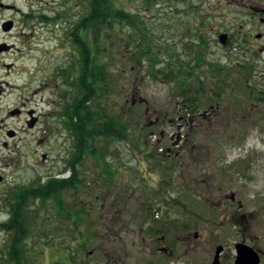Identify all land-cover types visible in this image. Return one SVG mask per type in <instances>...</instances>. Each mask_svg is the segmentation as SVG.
I'll list each match as a JSON object with an SVG mask.
<instances>
[{
    "label": "rangeland",
    "instance_id": "obj_1",
    "mask_svg": "<svg viewBox=\"0 0 264 264\" xmlns=\"http://www.w3.org/2000/svg\"><path fill=\"white\" fill-rule=\"evenodd\" d=\"M6 1L25 13L31 10L35 14L60 6V14L71 20L62 19L52 26L39 25L31 17L24 30L29 39L24 48L29 47L18 63L19 73L11 81L25 88L28 95L41 87L34 100L43 98L38 107L46 113L48 126L41 122L40 137L45 135L44 130L48 133L44 143H30L32 150L28 152L23 149V170L14 174L13 180L19 186L67 170L66 158L73 141L53 114L63 103L57 102L60 92L56 85L61 79L53 80L52 73L75 60L67 32L79 21L87 0H68L65 6L61 3L64 0ZM115 3L141 19L146 36L159 47L156 68L170 62L172 67H178V60L192 61L194 52L188 47L194 46L193 42L203 44L201 39L205 41L201 52L206 61L222 65L232 61L237 65L226 74L230 86L220 96L211 92L217 84L214 72L207 65H194L193 84L202 82L204 92L200 91V109L189 113L175 78L151 74L148 58L140 63L130 58L135 49V42L127 43L133 34L131 29L117 27L106 32L101 27L99 44L105 49L102 59L111 74L102 102L106 111L127 120L128 138L107 147L111 151L106 161L115 170L111 180L97 176L88 156L81 167L84 185L76 198L88 209L84 218L92 221L91 246L79 254L76 249L81 237L74 231L72 221L37 210L34 216L39 229L34 233L33 245L38 251L48 245L42 250V260L35 259L36 264H67L73 253L85 264H212L218 245L224 246L221 264H233L236 242L253 246L264 264V39H255V32H251L255 25L248 22L245 12L251 7L264 8V0ZM200 10L216 12L194 17L193 11ZM209 25L215 30L210 31ZM258 30L264 31V26ZM223 31L231 35L232 48L226 49L217 41V34ZM196 50H200L199 46ZM243 64L253 68L243 69ZM170 70L171 67L166 69ZM246 76L250 78L247 83L257 89L252 100L250 86L241 85ZM13 98L16 96L10 95L6 101L12 103ZM181 116L187 120H180ZM177 136L181 138L174 145ZM42 153L49 154V161L41 160ZM232 193L241 201V208L231 204L228 196ZM67 199L73 200L74 195L69 194ZM32 201L31 209L39 204V199ZM243 215L247 217L242 220ZM6 218L2 213L0 221ZM154 219L184 226V243L178 246L175 257L163 255L157 249L160 244L151 241L162 232L153 231L156 223L147 224ZM45 227L52 232L39 242ZM7 242V235L0 231L1 249ZM71 246L73 251L65 250ZM26 264L31 263L27 260Z\"/></svg>",
    "mask_w": 264,
    "mask_h": 264
},
{
    "label": "trees",
    "instance_id": "obj_2",
    "mask_svg": "<svg viewBox=\"0 0 264 264\" xmlns=\"http://www.w3.org/2000/svg\"><path fill=\"white\" fill-rule=\"evenodd\" d=\"M67 1L64 0L61 3L65 6ZM115 1L87 0L84 13H80L79 22L74 24L71 30L70 38L73 43L75 60L58 71L67 88L61 90L63 105L54 113L61 129L73 141V147L66 158V166L70 169L71 176L66 178L50 177L45 181L38 177L28 185H17L13 189V200L11 207L8 208L9 218L0 224V228L7 233L8 242L4 249L9 264H26L27 260L31 264H36L37 260L35 261V259H38L39 262L42 260V250H45L48 244H45L46 247L40 248L41 251L35 249L33 245L34 233L39 229L35 225L36 216H34V212L37 210H47L54 218L72 221L74 231L81 237L76 249L79 254L91 246L93 241V233L90 229L92 221L84 218L88 216L86 213L88 209L83 207L84 203L77 202L78 198H76L80 188L84 185L81 167L88 156L93 160L97 176H105L111 180L115 175V170L112 165L107 163L106 155L116 143L128 138L127 120L122 115L116 116L106 111L102 102L104 95L109 90L111 74L105 59H102L105 49H102L99 44L101 27L106 32L113 31L117 27L131 29L133 34L129 35L130 39L127 40V43L135 42V49L130 58L137 63L148 58L152 68L151 74L170 77L172 80L175 78L174 82L181 89L179 94L184 99L183 105L190 113L198 109L202 100L200 91L204 92L202 82L197 80L198 84H193L192 78L196 75L193 70L194 65L198 67L207 65L214 72L217 84L214 85L215 90L211 92H215L217 96H220L219 94L225 92L230 86L231 80L226 77V74L229 73L231 67H235L237 64H232V61L224 65L219 62L209 63L203 57L201 50L194 51L192 61L184 63L178 60V67H172L170 62L165 67L156 68L155 62L159 47L153 42V39L150 40L146 36L141 19L118 7ZM145 1L149 5L155 4L159 0ZM59 11L60 6L54 7L47 10L48 13H41L40 18L45 23L52 25L62 19L69 20ZM201 41L204 43L202 39ZM230 47H233L232 41L229 43ZM189 49L191 50V48ZM170 67L171 70L166 71ZM241 67L243 69L253 68V66L249 68L246 64ZM236 72L233 71V73ZM241 85H243V81ZM254 91H256L255 87L251 89L250 93L254 95ZM258 99L260 98L256 97L255 100ZM108 145H111L109 150L107 149ZM69 194L74 195V199L71 201L67 199ZM35 199H39V204L31 209L29 201L32 203V200ZM50 232L52 231L45 227L42 236L39 237V242L41 239L47 238V233ZM66 249L73 251L72 246L66 247ZM71 259L67 264H85L84 262L80 263L74 253L71 255Z\"/></svg>",
    "mask_w": 264,
    "mask_h": 264
},
{
    "label": "flooded vegetation",
    "instance_id": "obj_3",
    "mask_svg": "<svg viewBox=\"0 0 264 264\" xmlns=\"http://www.w3.org/2000/svg\"><path fill=\"white\" fill-rule=\"evenodd\" d=\"M215 12L216 11L213 10L193 11V16L208 17ZM245 12L248 16V22L255 25L251 30V32H255V39H264V31L259 32L258 30V28L264 26V8L251 7ZM37 15L38 14H35V12H32L31 10L26 13L23 12L15 3L8 4L6 0H0V99L6 102V104H3L2 101H0V216L3 213L7 215V218L8 213L5 209L11 207L13 200L12 192L15 188L12 186H17L13 181L15 178L14 174L23 170V166L21 165L23 149L26 148L28 152L32 150L30 143H33L35 146H39L42 142L44 143L45 136L48 133L47 130H44L43 134L45 135L43 138L40 137L39 127L41 122H44L46 127L48 125V121H45V116H47L46 113L41 112L38 107L39 104L42 103L43 98L40 97L38 100H34V96L39 93L41 87H38V90H35L31 95H28L25 88L22 89L21 86L14 84L12 83L13 81H11L12 76L19 73L20 67H18V63L24 58L26 50H28L29 47L27 46L24 48V46L29 43L28 36L24 31L28 27V21H31L30 18L32 17L37 20V24L44 25V22H42ZM256 21L259 22V25ZM240 27L242 28L243 26L240 25ZM208 29L214 31L215 27L209 25ZM223 32L228 34V45L232 41L231 35L226 31ZM220 34L221 33H218L217 35L219 36ZM20 45L23 46V48H21ZM245 78L243 85L247 87L249 84L246 80L250 78H248V76ZM60 87L62 86L57 87L58 92ZM10 95L16 96V98L12 99V103L6 101ZM57 99H59L57 100L58 105L63 103L61 95ZM212 108L211 105L209 109ZM198 109H200V107H198ZM180 120L185 121L187 118L181 116ZM177 134H179V132H177ZM178 142L179 141H175L174 145H177ZM35 150L36 149L33 148L32 152L34 153ZM41 160L43 162L49 161V154L42 153ZM67 172L68 170H61L58 175L56 174L52 177L66 178L68 177ZM48 178L49 177H45L42 181H45ZM228 198L231 204H236L239 208L243 206L234 193L230 194ZM246 217V215H243L241 219L243 220ZM232 221L235 225H238L236 219H232ZM146 222L148 225L156 223V227L153 231H156L157 233H160V231L164 232H161V234H159L160 236L155 235L154 237L156 238L153 237L151 239L154 245L160 244L157 246V249L167 257H175V251L178 246L180 248L184 243L185 233L182 232L184 226L179 225L178 223L165 224L163 221L159 223V221H156L155 219L152 222ZM0 231L2 230L0 229ZM4 233L6 234V232ZM197 236L198 235H195V237ZM223 255L224 249L219 258L220 264L222 263ZM7 258L6 250L1 249L0 244V264H9Z\"/></svg>",
    "mask_w": 264,
    "mask_h": 264
},
{
    "label": "water",
    "instance_id": "obj_4",
    "mask_svg": "<svg viewBox=\"0 0 264 264\" xmlns=\"http://www.w3.org/2000/svg\"><path fill=\"white\" fill-rule=\"evenodd\" d=\"M220 41L222 44H225V34L220 36ZM177 138L179 139V137ZM222 250V246L216 247L212 264H219V256ZM235 252L236 256L234 259V264H260V254L254 248L247 244L236 243Z\"/></svg>",
    "mask_w": 264,
    "mask_h": 264
}]
</instances>
